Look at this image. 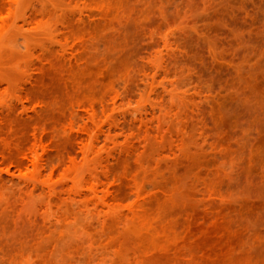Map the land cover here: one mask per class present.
<instances>
[{
  "label": "rangeland",
  "instance_id": "rangeland-1",
  "mask_svg": "<svg viewBox=\"0 0 264 264\" xmlns=\"http://www.w3.org/2000/svg\"><path fill=\"white\" fill-rule=\"evenodd\" d=\"M0 264H264V0H0Z\"/></svg>",
  "mask_w": 264,
  "mask_h": 264
}]
</instances>
